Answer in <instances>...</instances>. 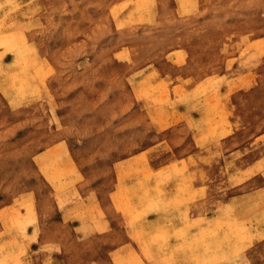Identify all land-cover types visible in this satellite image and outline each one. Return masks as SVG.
Here are the masks:
<instances>
[{
  "label": "rangeland",
  "instance_id": "rangeland-1",
  "mask_svg": "<svg viewBox=\"0 0 264 264\" xmlns=\"http://www.w3.org/2000/svg\"><path fill=\"white\" fill-rule=\"evenodd\" d=\"M193 128L202 158H179ZM228 145L241 149L231 167ZM263 152L264 0H0V205L36 189L51 218L81 220L67 234H85L80 192L98 188L118 264H264V210L226 195ZM89 242L74 243L81 260ZM9 246L0 264H22Z\"/></svg>",
  "mask_w": 264,
  "mask_h": 264
},
{
  "label": "crops",
  "instance_id": "crops-1",
  "mask_svg": "<svg viewBox=\"0 0 264 264\" xmlns=\"http://www.w3.org/2000/svg\"><path fill=\"white\" fill-rule=\"evenodd\" d=\"M193 129L192 147L190 151L185 155H180L179 158H202L200 142L197 140L199 133L196 132L197 130L195 128ZM228 147L232 149V156L230 159L231 167L234 159H240L239 154L236 152L241 149L237 150L232 145H228ZM45 152L46 151H40L36 157H39ZM219 155L220 156H216V158H222L223 156L226 158L224 152ZM259 156L257 160L262 162L261 160L264 158V152ZM120 162L121 161H116L112 167L116 174V181L110 191L111 207L114 211L116 210L118 212H120V206L116 196L117 192L120 190ZM38 164L41 165L39 162ZM263 169L259 170L258 174L260 176L264 174ZM229 170L232 172L231 169ZM242 170L246 171L248 168ZM244 183L237 186L239 190L234 194H230L229 189L227 190L226 195L230 197V199H228L229 201H227L228 203H236V205L239 204L241 208H244L245 201L250 198V196H255L254 193L257 192H259V197L264 200V182L261 183L262 185L252 188H244ZM74 187L80 192L83 188V184L80 185L79 188L76 187V183L74 186L73 184L67 185V193L73 192ZM232 189L231 186L230 190ZM83 191L84 195H82L81 192L80 195L86 199L84 200L86 204L84 206L82 218L83 226L84 224L86 225L85 234H67L68 232H73L72 226H70L69 223L75 220L81 222V220L73 216L72 218H67L65 213H62L59 219L51 218L52 214H46V211L42 208L41 193L33 189L31 193L30 191H28V193H17L12 201L0 205V243L11 245L6 249L7 251L13 250L21 253L20 258L22 264H104L103 259L102 262L99 261L102 258L100 250L106 246H108L107 255L109 264H115V262L118 264L117 257L119 254L117 252L119 251L121 243L117 240V234H105L108 231L116 230L115 221L110 217L112 213L110 206L104 203L102 197L99 195L98 188H96V190L83 188ZM24 196L28 200L29 210L31 209L30 214L28 210V217L30 220L25 227L26 231L19 234L15 224V215L19 211H15L13 208L17 206L16 202L21 198H24L23 201H25ZM75 208L76 205H72L67 207L64 211L73 214ZM21 213H24V209H21ZM48 217L49 219H47ZM74 227L78 229L80 225L77 226L76 224ZM82 239H90L91 242L87 244L86 251L84 250L85 258L81 260L78 256V250H75L74 243L76 240L79 241ZM100 240L102 242H100ZM78 260L81 263L77 262Z\"/></svg>",
  "mask_w": 264,
  "mask_h": 264
},
{
  "label": "bare ground",
  "instance_id": "bare-ground-1",
  "mask_svg": "<svg viewBox=\"0 0 264 264\" xmlns=\"http://www.w3.org/2000/svg\"><path fill=\"white\" fill-rule=\"evenodd\" d=\"M12 38H8V41H9V43L15 48V49H17V50H20V48L16 45V44H14L13 43V41H15V40H11ZM20 46V45H19ZM22 48V47H21ZM170 109V108H169ZM173 109V108H172ZM174 110V109H173ZM236 160V162H238V164H239V162H240V159H234V161ZM233 161V162H234ZM248 165L249 164H247V167H248ZM253 165H255V164H253ZM251 166V165H250ZM242 167V166H241ZM246 168V167H245ZM242 169H244V168H242ZM261 168L259 167V169H254V171L253 172H251V174H249L248 175V177L250 176V175H252V174H254V173H256V172H258L259 170H260ZM259 173V172H258ZM256 174V175H252L251 176V178H249V181L248 182H245L244 184H243V186H244V188H247V187H249V186H251V188L252 187H258V186H260V185H262L261 183V181L262 180H264V174H262L261 176L259 175V174ZM258 176V177H257ZM260 182V183H259ZM264 182V181H263ZM258 193L259 192H257V193H254V195L255 196H250V198H248L246 201H245V206H246V209H248V208H252V207H255V206H259V208H261L262 210H264V200L263 199H261L260 197H259V195H258ZM180 226V225H179ZM176 228H178V227H176ZM176 228H175V230H176ZM93 229V228H92ZM180 229H182L183 230V228L182 227H180L179 228V231H181L182 232V230H180ZM173 230V229H172ZM175 230H173V232L175 233ZM177 231V230H176ZM178 231V232H179ZM184 231V230H183ZM164 232H166L165 230H164ZM168 232V231H167ZM177 232V233H178ZM169 234L171 233V232H168ZM183 233V232H182ZM188 234H189V231L187 232ZM186 233V234H187ZM93 234V233H92ZM163 234V233H162ZM176 234V233H175ZM179 234H180V232H179ZM164 235V234H163ZM162 237H164V236H162ZM145 238H148L147 237V235L145 234ZM162 239H164V238H162ZM169 239V238H168ZM164 242V241H163ZM167 242H168V240H167ZM120 243V242H119ZM225 245H226V243H224ZM164 245L165 244H161V249H163L164 250ZM225 245H222V246H225ZM169 246V245H168ZM163 250H161L162 252H163ZM117 252V251H116ZM124 252H126V251H124L123 250V248H122V245H120V248H119V251L117 252L119 255L121 254V253H124ZM244 258H245V263L246 264H251L249 261H248V256H247V253L245 252V254H244Z\"/></svg>",
  "mask_w": 264,
  "mask_h": 264
}]
</instances>
